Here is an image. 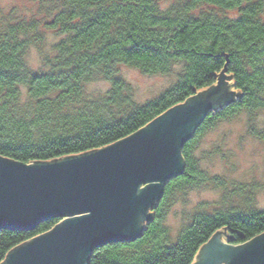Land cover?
<instances>
[{
    "label": "trees",
    "instance_id": "1",
    "mask_svg": "<svg viewBox=\"0 0 264 264\" xmlns=\"http://www.w3.org/2000/svg\"><path fill=\"white\" fill-rule=\"evenodd\" d=\"M39 4L48 15L44 26L61 36L40 69L27 63L29 48L44 40L39 20L0 17L2 157L47 162L102 148L216 85L221 76L233 93L183 144L182 172L164 185L140 236L94 249L88 264H193L199 248L216 232L232 245L263 233L264 207L255 204L259 186L227 183L212 175L197 149L207 131L242 113L247 134L264 143V0H174L166 6L162 0ZM121 66L146 75L174 73L175 81L140 102L121 76ZM99 79L109 88L86 100L87 85ZM209 182L225 190L220 203L210 209L201 204L172 241L162 224L168 196ZM61 220L50 217L28 230L0 229V262Z\"/></svg>",
    "mask_w": 264,
    "mask_h": 264
},
{
    "label": "water",
    "instance_id": "2",
    "mask_svg": "<svg viewBox=\"0 0 264 264\" xmlns=\"http://www.w3.org/2000/svg\"><path fill=\"white\" fill-rule=\"evenodd\" d=\"M226 79L102 148L47 162L0 156V229L28 230L62 218L0 264H88L94 249L139 237L164 185L182 172L183 144L232 98ZM222 239L214 233L193 264H264V232L237 245Z\"/></svg>",
    "mask_w": 264,
    "mask_h": 264
},
{
    "label": "rangeland",
    "instance_id": "3",
    "mask_svg": "<svg viewBox=\"0 0 264 264\" xmlns=\"http://www.w3.org/2000/svg\"><path fill=\"white\" fill-rule=\"evenodd\" d=\"M173 1L162 0V3L166 6ZM227 14L236 13L228 11ZM2 16L14 20H39V32L44 35V40L40 46L29 48L27 63L33 70L40 69L44 55H50L53 51L52 45L61 38L42 23L48 16L45 8L40 7L39 0H0V17ZM120 74L133 86L135 99L140 102L156 96L175 81L174 73L146 75L131 66H121ZM109 86L107 81L101 79L89 83L85 99L95 100ZM197 154L203 156L202 165L206 170L214 176L224 178L227 183L258 185L255 204L264 207V193L261 190V185L264 184V143L247 134L244 113L229 121L220 122L207 131L200 141ZM227 188H230L229 184ZM224 193V189L209 182L184 192L170 194L164 203L166 214L162 224L171 240H175L181 228L190 221L193 212L201 204H206L210 209L214 204L220 203ZM143 230L144 228L142 232Z\"/></svg>",
    "mask_w": 264,
    "mask_h": 264
}]
</instances>
